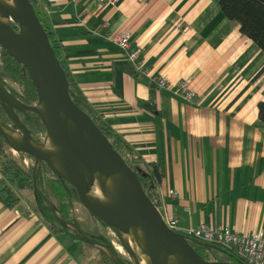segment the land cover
I'll use <instances>...</instances> for the list:
<instances>
[{"label": "crops", "instance_id": "crops-1", "mask_svg": "<svg viewBox=\"0 0 264 264\" xmlns=\"http://www.w3.org/2000/svg\"><path fill=\"white\" fill-rule=\"evenodd\" d=\"M36 3L87 103L158 166V208L176 220V231L202 222L256 231L264 247V124L257 109L264 52L238 22L217 0ZM122 31L146 74L136 73L116 45ZM159 77L170 88L157 89ZM185 81L195 93L190 100L175 92ZM25 191L13 208L0 203V264H104L96 246L52 231Z\"/></svg>", "mask_w": 264, "mask_h": 264}, {"label": "water", "instance_id": "water-1", "mask_svg": "<svg viewBox=\"0 0 264 264\" xmlns=\"http://www.w3.org/2000/svg\"><path fill=\"white\" fill-rule=\"evenodd\" d=\"M0 46L26 69L37 96L34 104H24L0 79V105L16 127L0 120V135L11 150L33 160L34 196L42 198L60 223L78 232L114 264H121L112 250L55 212L53 204L37 185V170L41 163L69 183L87 212L113 231L132 258L128 260L131 264L139 262L129 244L130 238L145 252L147 264H241L231 260L230 255L217 245L188 237L166 225L159 208L143 190L137 174L92 118L71 98L65 71L30 0H0ZM17 111L31 112L41 120L46 131L43 142L32 137ZM8 131L16 132L17 138ZM48 140L53 149L45 148ZM89 174L99 188L102 182L98 175L104 176L107 198H98L88 192ZM132 226L136 236L131 233ZM191 243L219 251L226 259L213 257L207 260Z\"/></svg>", "mask_w": 264, "mask_h": 264}, {"label": "trees", "instance_id": "trees-1", "mask_svg": "<svg viewBox=\"0 0 264 264\" xmlns=\"http://www.w3.org/2000/svg\"><path fill=\"white\" fill-rule=\"evenodd\" d=\"M30 1L35 9L38 19L46 30L53 51L61 67L65 71L71 98L79 108L92 118L101 132L110 140L114 148L122 155L127 164L137 174L147 196L157 207H159L156 188L160 182L161 174L159 173L158 166L155 163L142 160L134 149L126 143L122 137L116 134L110 125L90 107L67 69L59 41L54 38L53 33L41 18L36 0ZM217 1L223 14L228 19L238 22L240 33L250 38L264 52V0ZM262 70H264V66ZM0 79L7 86L12 95L18 98L22 103L32 105L36 102V92L26 69L22 64L12 58L1 46ZM10 82L17 85L19 91L14 90L9 85ZM150 97H153L152 88L150 89ZM257 109L258 118L264 124V101H259L257 103ZM17 114L21 122L31 131L32 137L38 142H43L46 131L41 120L35 114L28 111H17ZM0 120L3 124L16 128L6 116L1 105ZM9 149L10 148L5 139L0 135V203L8 208H13L20 201L19 193L23 190H31L35 204L34 210L40 215L42 220L52 231L56 233H68L73 239L92 246L78 232H75L67 225L60 223L55 214L44 203L42 198L34 196L32 167L26 168L20 164L11 152H8ZM28 157L30 158V156ZM37 185L45 198L53 204L55 212L58 213L62 219L72 222L84 230L82 224L77 220L74 213V203L79 201L74 188L69 183L59 178L46 164L41 163L37 170ZM92 218L98 222L100 226L106 227L98 219L94 217ZM86 233L98 243L112 250L118 256L121 264H131L130 261L124 260L120 257L111 240L99 228L94 227L93 231H86ZM191 244L194 246L195 250L207 260L213 258L211 256L212 253H219V251L213 249L210 250L201 245ZM218 247L222 248L228 255H230L231 260L238 261L241 264H247L245 261L237 258L232 250L226 249L222 246ZM100 253L103 256L104 264H114L104 252L100 251ZM223 256L225 255L223 254Z\"/></svg>", "mask_w": 264, "mask_h": 264}, {"label": "built area", "instance_id": "built-area-1", "mask_svg": "<svg viewBox=\"0 0 264 264\" xmlns=\"http://www.w3.org/2000/svg\"><path fill=\"white\" fill-rule=\"evenodd\" d=\"M96 5L102 6L108 2L118 3L121 0H92ZM116 45L120 50L134 62L136 73H147L144 68V63L139 59L138 50L132 46L130 33L127 31L120 32L115 38ZM155 87L157 89L170 88V83L164 78H154ZM183 98L190 100L194 97L195 93L190 89L187 81L178 84L175 91ZM23 165L26 168L31 167L33 160L27 158L26 155L23 159ZM171 196L175 192L170 193ZM166 225L176 231V220L163 215ZM184 234L188 237L198 239L202 242L222 246L226 249L232 250L237 258L245 261L247 264H264V247L261 232H252L250 234L232 232L225 226L215 227L202 222L196 228H188Z\"/></svg>", "mask_w": 264, "mask_h": 264}, {"label": "rangeland", "instance_id": "rangeland-1", "mask_svg": "<svg viewBox=\"0 0 264 264\" xmlns=\"http://www.w3.org/2000/svg\"><path fill=\"white\" fill-rule=\"evenodd\" d=\"M9 85L14 89L19 91V88L17 85L13 84V83H9ZM8 152H11V154L18 160V162L20 164L23 165V159L24 156L23 154L18 153L15 150H11L9 149ZM27 158H29L26 155ZM24 166V165H23ZM25 192H27V200H28V204L30 205V207L34 208V198H33V194L31 190H26ZM74 213L75 216L77 218V220L82 224V226L84 227V231L88 232L89 231H93L94 227L99 228L103 233H105V235L111 240L112 244L114 245V247L117 249V246H120L122 248V250L125 252L124 248L121 246L120 242L118 241L116 235L113 233L112 230H110L107 227H103L100 226L99 223H97L92 217L91 215L87 212V210L79 203V202H75L74 203ZM87 229V230H86ZM118 250V249H117ZM120 257L124 260H131L132 258L129 256V254H127L128 256H123L122 253L120 251H118ZM216 257L219 260H225L226 258L222 256V254H216Z\"/></svg>", "mask_w": 264, "mask_h": 264}, {"label": "bare ground", "instance_id": "bare-ground-1", "mask_svg": "<svg viewBox=\"0 0 264 264\" xmlns=\"http://www.w3.org/2000/svg\"><path fill=\"white\" fill-rule=\"evenodd\" d=\"M8 133L13 136V138H17L18 134L16 132H12V131H8ZM45 148L47 149H53L54 146L53 144L48 140L45 144ZM101 179L102 182V187L99 188L95 181L94 178H92V176L89 174L88 175V192L93 195L96 196L98 198H107V192H106V180L104 178V176L102 174L98 175ZM131 233L136 236V229L134 226L131 227ZM129 244L132 247V249L134 250L137 258H138V262L139 264H147V257L145 252L143 251V249L140 248V246H138L134 240H132V238L129 239ZM103 249V248H102ZM118 251H120L122 253L123 256H128L126 252H124L122 250V248L120 246H117ZM105 250V249H103Z\"/></svg>", "mask_w": 264, "mask_h": 264}, {"label": "flooded vegetation", "instance_id": "flooded-vegetation-1", "mask_svg": "<svg viewBox=\"0 0 264 264\" xmlns=\"http://www.w3.org/2000/svg\"><path fill=\"white\" fill-rule=\"evenodd\" d=\"M212 259V258H211Z\"/></svg>", "mask_w": 264, "mask_h": 264}]
</instances>
